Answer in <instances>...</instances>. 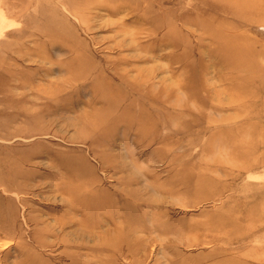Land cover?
Here are the masks:
<instances>
[{
	"label": "rangeland",
	"instance_id": "rangeland-1",
	"mask_svg": "<svg viewBox=\"0 0 264 264\" xmlns=\"http://www.w3.org/2000/svg\"><path fill=\"white\" fill-rule=\"evenodd\" d=\"M0 264H264V0H0Z\"/></svg>",
	"mask_w": 264,
	"mask_h": 264
},
{
	"label": "bare ground",
	"instance_id": "bare-ground-1",
	"mask_svg": "<svg viewBox=\"0 0 264 264\" xmlns=\"http://www.w3.org/2000/svg\"><path fill=\"white\" fill-rule=\"evenodd\" d=\"M149 35H150V33H149ZM5 135H9V133L8 132H6L5 133ZM73 172V171H72ZM59 180V179H58ZM3 186V185H2ZM15 187V186H14ZM17 187V186H16ZM103 236L105 237V239H108V238H111V239H114V238H116L118 241H120V239L123 241V239H124V237H123V235L122 234H103ZM114 236V237H113ZM115 239V240H116ZM169 241V243H164V247H166V249L168 248L169 249V251H173L172 250V248H177V247H179V246H181V244L182 245H197V243H198V238L197 237H194V238H192V239H186V240H184V241H180L178 244H177V242H178V240H177V242H172V241H170V240H168ZM187 247V246H186Z\"/></svg>",
	"mask_w": 264,
	"mask_h": 264
}]
</instances>
